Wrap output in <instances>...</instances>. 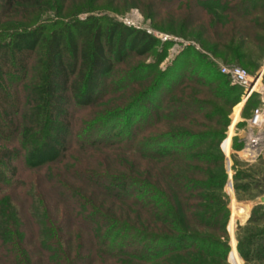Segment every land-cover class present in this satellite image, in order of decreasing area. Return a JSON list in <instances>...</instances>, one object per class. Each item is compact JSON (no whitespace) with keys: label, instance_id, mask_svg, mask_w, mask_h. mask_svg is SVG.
I'll use <instances>...</instances> for the list:
<instances>
[{"label":"trees","instance_id":"trees-1","mask_svg":"<svg viewBox=\"0 0 264 264\" xmlns=\"http://www.w3.org/2000/svg\"><path fill=\"white\" fill-rule=\"evenodd\" d=\"M98 2L0 0V46L9 50L20 38L38 40L30 64L11 79L22 99L14 119H8L11 131L0 132V190H6L0 192V264H227L229 209L218 148L227 118L203 96L228 107L237 103L241 87L223 89L226 76L192 47L165 70L157 69V61L140 63L109 81L127 56L158 47L163 53L168 41L104 16L75 17L102 8L105 0ZM114 5V11L137 7L157 30L199 35L224 61L249 64L246 43L256 42L264 29L259 17L264 0H116ZM46 10L53 11V19H41ZM156 16L163 19L155 21ZM189 56L199 65L174 76L177 61ZM6 60L7 66L14 64L10 56ZM184 61L185 73L191 64ZM153 75L155 84L133 86ZM163 84L166 93L155 102L152 95ZM119 90L125 93L118 100L97 105L106 92ZM70 105L90 108L75 125ZM162 124L176 126L159 129ZM228 143L229 137L222 147ZM12 162L35 174L17 175ZM256 233L249 232L247 243ZM256 245L245 248L238 239L236 249L245 259L252 251L264 255V243Z\"/></svg>","mask_w":264,"mask_h":264},{"label":"rangeland","instance_id":"rangeland-1","mask_svg":"<svg viewBox=\"0 0 264 264\" xmlns=\"http://www.w3.org/2000/svg\"><path fill=\"white\" fill-rule=\"evenodd\" d=\"M100 1L101 0H99L98 3H100ZM77 2H79V0H73L74 4H77ZM115 3L116 0H105V2L101 4L102 8H97L92 11H83L76 14L75 17L84 18L86 15L104 16L109 20H117L136 28H142L154 34V36L157 37L160 42L168 41V47L165 48V51L163 53L159 52L158 47L147 55L127 56L121 64H116L114 66V72L109 77V81L114 80L116 78L118 79L123 75L121 73L124 72L125 69L140 63H155L157 61V69L160 71L165 70L173 63V61H175V57L185 47H192V51L194 53H200L204 56V58L206 57L208 61L213 62L216 65L218 71L220 65H239L245 68L248 73L253 77L257 70L263 68L262 72L260 73L259 85L264 84V29L259 30L258 35H255V38L257 39L256 42L248 41L246 43V48L249 50L252 56L251 62L249 64L244 60L234 61L227 59L226 61H224L221 60L219 56L212 55L210 50L207 47L203 46L200 41H198L197 37L199 35H179L175 33L157 30L153 27V23L150 21V19L148 17H145L137 7L130 6L129 8H120V11H114L113 9L115 8H113V6H115ZM73 10L75 12V8H71L70 11ZM259 17L264 21V15L261 14L259 15ZM53 18V11L46 10L41 19L47 20ZM159 19L161 20L163 19V17H155V21ZM164 20L168 21L169 18H165ZM187 29L188 28H186L185 31H187ZM13 44V47H11L9 50L0 46V63L3 67L2 70L0 69V87L4 89V91L0 90V132L2 134H7L11 131V123L9 120H13L15 117L14 109L16 107V101H21L22 99L20 95L19 86H16L15 84L13 85L11 79L15 75L21 74L23 72V68L26 66V63L30 64L33 58V53L37 49L38 40L31 36L29 38H20ZM9 56L11 62L14 63L11 67L5 64L6 61L8 63V60L6 59H8ZM180 60H178L176 64L179 69H177L176 71L173 70L174 76L176 74H179L180 78L181 74H184V76L187 75V72L192 70V66L199 65L197 64L198 62L195 61V58L191 56L185 58L184 60H186L187 64L191 65L188 66V70H185L186 72L184 73V65L182 63L184 60ZM10 68L11 72L10 74H8L6 70ZM182 69L183 71L180 72V70ZM208 74L209 73H206L204 77H207ZM154 75L149 78V80L146 79L143 81L134 82L133 86H136L139 89L146 88L147 85L152 83L153 81V84H155V80H157V78H155ZM168 81L169 80L166 81L167 85H171ZM229 85H232L229 83V81L224 82L223 89H225V87H228ZM108 88L110 87L108 86ZM193 88L195 89V86H193ZM166 89L167 87L165 86L164 88L163 84L161 87H159L157 92L152 95V98L155 100V102H158L161 96L165 95ZM202 90L206 91V88ZM6 91L8 95L5 94ZM108 93L109 92H106V94H104V96L102 97L103 100L97 105L102 106L106 103V101H108V103L106 104H109L110 101H116L118 100L117 95H124L125 92H123V90H119L116 93ZM203 97L207 98L210 102L217 104L220 110L226 113L227 118L226 124L222 128V134L218 142V148L222 154L223 169L226 173V179L224 181L223 190L227 195L226 205L229 209V215L226 222L225 230L227 234V242L228 244H231V249L229 245V256L227 252L225 257V263L264 264V255H258L260 251H252L250 257L248 259H245L242 253L240 251H237L236 249L238 239L242 240L243 246L245 248L250 247L253 248V250L259 248V246L256 244L264 243V240L262 239L264 235L259 232V230H263L264 232V209L262 210L261 208L257 207L259 206V204L260 206H262L261 204L264 203V200L260 199V196L264 197V159H258L248 163L244 161V159L239 154L245 122L247 117L250 115L251 110L257 105V99L256 97H252L243 103V98H240L239 95L237 103L228 107H224L220 101L212 99L208 94L204 95ZM162 103H164V101ZM97 105H95L94 108L97 107ZM5 106L8 107V111L6 110ZM69 109L72 113V122L75 125L76 122L78 123L82 119H85L86 113L89 111L90 108H79L70 105ZM178 124V126L184 128L185 130H192L188 124ZM175 126V124H162L158 127L159 129H166V127L172 128ZM227 137H229L228 146H225L223 148L222 143ZM10 165L14 166L16 174L21 177H25V175L28 174H35L34 172L28 174L26 172H22L20 167L14 164L13 162ZM1 191L4 192L6 190L2 189L0 190V192ZM39 211L40 208L38 204L34 202L33 212L36 216L39 215ZM242 212H247V215H238L243 214ZM231 217L233 219L231 225L229 226ZM251 231H257V233L254 234L252 237L254 240L252 242L247 243L248 239L245 237ZM233 243L235 244L236 253H234L233 258H230V252L232 250Z\"/></svg>","mask_w":264,"mask_h":264},{"label":"built area","instance_id":"built-area-1","mask_svg":"<svg viewBox=\"0 0 264 264\" xmlns=\"http://www.w3.org/2000/svg\"><path fill=\"white\" fill-rule=\"evenodd\" d=\"M219 72L230 84L241 87L240 98L243 97L244 102L252 93L257 94V105L245 122L239 154L248 163L264 159V84H260L258 89L253 88V78L239 65H220Z\"/></svg>","mask_w":264,"mask_h":264},{"label":"bare ground","instance_id":"bare-ground-1","mask_svg":"<svg viewBox=\"0 0 264 264\" xmlns=\"http://www.w3.org/2000/svg\"><path fill=\"white\" fill-rule=\"evenodd\" d=\"M259 78H260V75L256 76L253 78V83H252V87L255 88V89H258L259 88ZM243 98V97H242ZM243 102H244V99H243ZM231 247V246H230ZM228 256H229V253H228Z\"/></svg>","mask_w":264,"mask_h":264},{"label":"water","instance_id":"water-1","mask_svg":"<svg viewBox=\"0 0 264 264\" xmlns=\"http://www.w3.org/2000/svg\"><path fill=\"white\" fill-rule=\"evenodd\" d=\"M262 70H263V68L257 70L256 73L253 75V77H252V75H251V77L254 78V77L260 75V73L262 72ZM260 199H261V200H264V197H263V196H260ZM229 245L231 246L230 243H229ZM228 253H229V252H228Z\"/></svg>","mask_w":264,"mask_h":264}]
</instances>
